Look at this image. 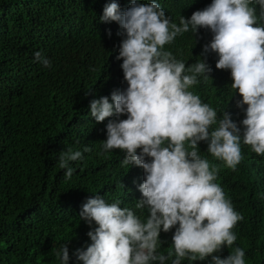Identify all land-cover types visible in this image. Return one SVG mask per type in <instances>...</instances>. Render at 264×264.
Segmentation results:
<instances>
[{"label": "clouds", "instance_id": "obj_1", "mask_svg": "<svg viewBox=\"0 0 264 264\" xmlns=\"http://www.w3.org/2000/svg\"><path fill=\"white\" fill-rule=\"evenodd\" d=\"M210 1L189 5L179 24L165 10L183 7L167 0H131L124 11L115 0L105 6L101 22H116L121 29L117 59L123 61L128 87L112 93L114 103L108 97L92 100L90 113L98 123L108 120L101 154L121 150L120 166L141 167L144 183L134 208L122 209L121 199L109 203L98 195L82 205L79 220L93 230L86 250L72 254L77 264H246L245 250L233 248V229L244 217L216 182L220 169L208 157L233 172L244 159L242 145L264 157V0ZM199 32L211 41L202 56L215 53L216 68L231 72V92L242 96L237 107L246 115L243 128L191 91L210 79L206 59L188 66L166 50L177 37ZM33 62L52 66L43 51L34 53ZM201 142L207 144V155L201 153ZM92 151L91 146L68 147L59 155L66 181L76 172L72 162ZM173 229L171 246L161 250V232ZM225 246L232 249L230 255H216ZM56 257L59 264H70L67 243Z\"/></svg>", "mask_w": 264, "mask_h": 264}, {"label": "trees", "instance_id": "obj_2", "mask_svg": "<svg viewBox=\"0 0 264 264\" xmlns=\"http://www.w3.org/2000/svg\"><path fill=\"white\" fill-rule=\"evenodd\" d=\"M167 1L183 7L165 10L177 24L197 2ZM111 2L0 0V264H59L56 252L65 243L70 264H77L72 254L86 250L91 244L88 232L93 230L79 220L82 205L97 195L109 203L121 199L122 209L134 208L142 199L144 170L122 168L121 150L101 154L108 120L98 123L90 113L92 100L108 97L114 103L112 93L128 87L123 61L117 59L123 39L118 35L120 26L100 19ZM115 2L121 11L131 4V0ZM210 42L204 32L186 33L166 50L190 66L205 58L203 48ZM38 51L50 59L51 67L33 62ZM205 59L212 68L210 79L191 91L218 115L228 112L243 128L246 115L237 107L242 96L231 92L230 70L216 68L215 53ZM83 146L93 151L85 153L83 161L72 162L76 172L66 181L65 170L58 167L59 155L68 147ZM199 147L207 155V144L201 142ZM242 153L244 159L235 172L208 158L220 169L216 182L244 217L233 229L237 235L233 248L245 250L246 264H264V157L243 145ZM174 232H161V250L171 246ZM231 251L225 246L216 255L226 257Z\"/></svg>", "mask_w": 264, "mask_h": 264}]
</instances>
